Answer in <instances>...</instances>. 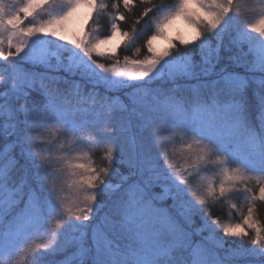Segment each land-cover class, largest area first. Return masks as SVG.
<instances>
[{"label":"snow or ice","instance_id":"6c2138e0","mask_svg":"<svg viewBox=\"0 0 264 264\" xmlns=\"http://www.w3.org/2000/svg\"><path fill=\"white\" fill-rule=\"evenodd\" d=\"M139 3L145 7L134 14L135 0H0V61L8 72L0 73V138L9 141L5 144L8 163L0 166V255L9 257L8 264L26 248L31 249L32 264H47V255L66 250L62 240L67 234H87L86 222L103 207L97 196L110 197L121 187L112 184L117 149L107 138L115 127L74 105L71 97L90 96L94 104L103 86L105 91L143 90L147 98L154 94L148 81L165 77L173 89L181 87L178 79L196 80L190 85L195 106L177 109L172 104L149 109L155 116L145 121L146 139L150 146H163L158 159L164 165L159 170L153 166L147 179L125 189L119 205L124 243L105 238L102 243L94 240L91 249L79 245V254L67 257V264L73 260L76 264H172L174 249L181 246L179 238L186 233L179 219L154 204L168 194L173 200L171 207L186 224L217 204L230 213L238 212L240 222L214 223L230 237L248 239L253 247L234 250L239 258H247L249 264H264V226L254 218L257 201L264 202V127L257 130L248 116L244 93L249 81L227 73L226 67L220 69L218 79H202L213 75L221 38L233 28H238L235 43H247L254 67L264 72V2L256 9L260 18L255 23L248 19L249 0ZM132 15V23L122 27ZM102 20L107 21L106 27ZM177 21L195 31L194 41L210 47L201 38L211 34L217 40L215 60L210 54L203 55L201 48L199 73L191 54L179 52L169 35ZM153 28L142 46L147 54L140 58L138 41ZM159 39L168 47L158 49ZM175 39L182 45L190 43L179 36ZM121 47L124 53L135 49V58L117 55ZM52 57L65 71L91 84V90L83 93L79 80L64 88L61 85L67 83L66 78L20 70L24 64L52 67ZM99 58L110 63H101ZM259 85L264 87V79ZM202 88L210 89L211 102L207 94H200ZM33 92L44 98L43 103L32 98ZM260 103L264 115V96ZM112 111L109 107L107 114ZM241 138L250 142L247 151L234 147ZM177 139L183 145L170 152L169 146ZM16 148L23 165L11 154ZM90 153H101L99 163ZM178 154L182 163L175 162ZM18 166L24 175L17 180L13 173ZM127 179L121 176L122 183ZM158 185L165 197L151 191ZM65 188L71 195H65ZM233 198H241L243 208L231 203ZM201 219L205 227H211L207 215ZM203 230L197 229V233ZM165 235L177 243L161 245L159 240ZM37 237L42 242L33 246Z\"/></svg>","mask_w":264,"mask_h":264},{"label":"trees","instance_id":"16d2710c","mask_svg":"<svg viewBox=\"0 0 264 264\" xmlns=\"http://www.w3.org/2000/svg\"><path fill=\"white\" fill-rule=\"evenodd\" d=\"M136 6L134 8V14H139L145 5L140 4L139 0H135ZM155 3H160V0H154ZM166 3L174 4L176 0H165ZM264 2V0H249V7L247 10L248 19L255 23V17L260 16L259 12L256 11L259 4ZM151 15V13H150ZM46 18V17H44ZM135 18V15L129 16L127 21L122 24V27L127 28ZM147 19V18H146ZM90 23V21H89ZM144 21H141L143 24ZM101 24L107 26V21L102 20ZM239 28H246V25H240ZM154 28L150 31L144 33V35L138 41V46H141L140 58L146 55V49L142 47L148 36L152 34ZM238 28H233L230 32L225 33L223 40L225 42L220 46L219 49V63L216 65L213 75L209 77H202L205 80H215L219 76L221 68H225L227 73L235 74L236 78L247 79L249 81V86L246 89L244 96L246 97V108L248 112L249 119L252 125L259 130L264 127V115H262V107L260 103V97L264 96V87L259 85V81L264 79V73L261 71L253 70L255 67L249 61H236V54H229L225 51L228 47L229 38L237 39ZM209 43H217V40L213 38L211 34H205V37ZM176 40V39H174ZM189 41L188 45H182L179 41H174L177 50L182 53H189L192 55L198 54L201 48L205 45L201 44L200 40L184 39ZM238 40V39H237ZM230 42V41H229ZM213 44V45H214ZM230 44V43H229ZM168 47V46H167ZM228 49V48H227ZM117 55L123 56L125 54L132 55L135 58V49H132L128 53H124L123 48L117 50ZM176 53H173L175 55ZM232 58V59H230ZM18 59V58H17ZM227 63H226V62ZM101 63H110L103 58H99ZM226 63V64H223ZM7 65L0 61V73L7 75L6 71ZM256 69V68H255ZM21 71L25 72H37L45 73L52 77L66 78L67 83L62 82V87H70L73 81H80L83 93H88L92 85L85 80H80L78 75H72L62 69L51 70L43 68L41 66H33L31 64H24L20 68ZM222 75V74H221ZM155 81L148 82L150 89L153 91V95L147 98L144 97L143 90L136 92L130 88L113 89L111 91H105V89L100 86L98 91L99 95L95 98V103L93 104L92 97L88 96L86 99H81L79 97H71V101L74 105H79L82 109L87 110L92 115H99L101 120L107 119L108 123L115 127L116 131L112 133L107 138L113 143V146L117 149L114 153L115 162L113 167L117 169V173L112 177V184H121V187L114 191L111 196L98 195L97 202L102 204L103 207L100 209L99 213L95 216L92 223H88L87 234L84 236L83 241L79 243H84L85 248H92L93 241L96 239V233L99 231L97 229L112 227L115 231L114 239L119 243H124L122 237L126 235L124 230L120 226V215H119V205L123 196L125 189L136 182L142 183L145 179L149 177L150 169L153 166L162 168L164 161L158 159L159 153L163 150V146H150L146 139L148 133L144 131V125L146 119L149 117H154L155 113L149 111L150 108L162 107L174 104L177 109L184 108L186 105L195 106V93L193 92L190 85L196 84V80L178 79L177 84L181 85L179 89H173V84L171 82ZM135 83H142L137 81ZM201 95H208V100L211 102L210 89H200ZM32 98L38 103H43L44 98L39 95L38 92L32 93ZM239 99V97H236ZM228 98H225V102ZM22 103V101H20ZM112 108L111 114H107V109ZM3 121H0L2 124ZM159 127L160 125L157 124ZM14 139V138H10ZM6 141L0 138V166L6 165L8 163V154L5 150ZM183 141L177 139L173 145L169 146V151L172 148L180 149L183 145ZM234 147L241 151H247L250 147V142L245 141L243 138ZM19 148H16L11 154L16 155L20 164H24V160L18 156ZM93 160L99 163L101 153L91 154ZM176 163H182L179 154L176 158ZM235 167V165L233 166ZM14 178L17 180L24 175L23 168H18L14 170ZM121 176L128 177L127 181L121 182ZM215 179V176L209 177ZM31 182V181H30ZM151 191L157 197H165V192L163 187L156 186L151 189ZM65 195H71V190L65 188ZM231 203H235L238 208H243V200L241 198H233ZM157 208L167 209L169 214L180 220L181 226L185 229L184 243L180 247H176L173 252L172 264H192L194 260V252H200L206 255L205 264H249L247 258H239V253L234 250L238 248H251L253 247L247 238L243 240L230 237L226 235L222 228L219 227L215 221L219 220L220 224L227 225L229 223L240 222V214L238 212H229L228 208L222 205H214L208 208L207 212L200 213L192 217L190 224H186L183 220L177 216V210L172 208L173 200L171 194H168L166 198L158 199L154 201ZM257 212L254 218L259 221L260 226H264V202L257 201L256 204ZM207 215L210 228L205 227L204 221L201 216ZM204 229L203 231L197 233V229ZM124 232V234H122ZM78 232H72L67 234V239L62 240L64 249L59 253L50 254L45 257L47 264H67V257L71 254L78 252L76 243V234ZM76 235V236H75ZM69 240V241H68ZM41 239L37 237L33 241L34 244L41 243ZM66 243V244H65ZM222 245V246H221ZM12 264H32V252L30 248H26L22 251L16 253L12 259ZM72 264H76L73 260Z\"/></svg>","mask_w":264,"mask_h":264},{"label":"rangeland","instance_id":"374dc122","mask_svg":"<svg viewBox=\"0 0 264 264\" xmlns=\"http://www.w3.org/2000/svg\"><path fill=\"white\" fill-rule=\"evenodd\" d=\"M255 18H256L255 20H258L260 18V16L255 17ZM73 26H75V25H73ZM41 35H44V34H41ZM67 35H68L69 39L72 38L71 32L67 33ZM169 35L171 37H173L174 39L176 37H178V36L182 37L183 39H192L195 36V31L190 26H187L185 23H183L182 21H177V23L174 25V27L169 30ZM252 35H256V34H252ZM223 36H222L221 41L219 43V49H220V46L225 42V40H223ZM46 38L47 39H55V38H51V37H46ZM237 39H238V36H237ZM237 39L233 40V39L229 38L230 42L226 41V42H228V47L225 48V51H228L229 54L232 53L233 55L235 53L236 54L235 58H236L237 63L239 61L245 60V61H249L253 65L254 56L249 51V45L247 43H235V41H237ZM174 41H179V40H174ZM57 43H60V42L57 41ZM213 44L214 43H210V47L205 45L204 48H202V49H203V55L207 56V55L210 54L211 58L213 60H215L216 59V52L213 51V50L217 47V43H215L214 45ZM167 46H168L167 43L163 39H159L156 42V47L158 49H163V48H165ZM51 47H52L53 51L56 50V45L55 44H53ZM64 56L66 58L67 57V53H64ZM166 59H171V57H167ZM191 59L197 65V72L199 73V67L201 65V49L198 51V54L195 55V53H194V55L191 56ZM64 63L67 64V59H65ZM226 63H223V64H226ZM51 65H52V67H44V66H41V67H43L44 69L47 68V69H51V70H56V69H61V68L63 69L62 65H57V60H56L55 57H52ZM253 70L259 71L258 69H255V68ZM147 79L148 78H145V80H147ZM181 79H184V78H181ZM164 80H167V77H165ZM164 80L157 79L156 81H164ZM148 82H152V81H148ZM92 221H94V220L90 219L89 222L92 223ZM89 222H86V223L88 224ZM97 230H99V231L96 233V239H98L99 242L102 243L105 240V238L117 241L116 239L113 238L116 229L114 231V229L112 227H106V228H100V229H97ZM122 234H124V232H122ZM76 235H75L76 237H80L79 240L75 239L76 243H77V250H78L79 243L81 241H83V239L85 237L84 236H80V233H77ZM184 242H185L184 241V237L183 236L180 237L179 238L180 245L183 244ZM159 243L161 245H165V246H167V245H175L177 243V240L174 239L173 237L165 235V236H162L160 238ZM80 245H84V243H81ZM89 249H91V248H89ZM78 254L79 253L77 252V255ZM193 256H194V260H193L192 264H205L206 263V255L196 251V252H194ZM13 257H11V260L13 259ZM8 261H9V257L0 255V264H8Z\"/></svg>","mask_w":264,"mask_h":264}]
</instances>
